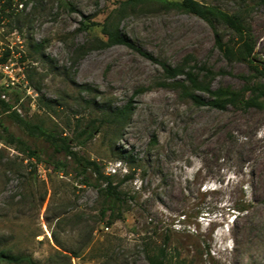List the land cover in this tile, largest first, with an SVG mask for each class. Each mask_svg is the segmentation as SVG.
<instances>
[{
	"label": "rangeland",
	"instance_id": "rangeland-1",
	"mask_svg": "<svg viewBox=\"0 0 264 264\" xmlns=\"http://www.w3.org/2000/svg\"><path fill=\"white\" fill-rule=\"evenodd\" d=\"M27 1L0 2V56L11 51L15 83L6 89L12 80L0 72V96L4 92L6 99L0 98L25 120L70 137L79 154L122 179L128 167L116 159L107 137L98 134L84 146L76 143L75 123L88 119L89 111L75 103L76 92L64 77L31 62L27 44L44 42L59 68H69L77 47L104 39V20L126 0ZM197 1L228 12L240 2ZM87 21L95 25L82 30ZM249 22L255 45L252 65L228 61L215 47L207 23L184 12L128 10L120 28L160 61L175 66L190 56V66L197 65L201 76L206 70L212 73L213 89L238 92L251 82L264 83V5L251 12ZM219 29L225 41L231 38L224 26ZM72 77L98 88L114 106L133 101L130 120L115 145L132 152L137 165L134 178L122 186L128 194L122 206L126 210L109 224L101 217L103 200L97 189L77 176L75 165L1 113L7 132L38 157L0 139V248L30 255L41 264H150L147 254L167 239L170 264H264L263 108L196 106L180 89L160 86L165 78L159 64L122 45L90 52ZM41 95L60 102L55 113L39 108ZM3 130L0 135L6 137ZM55 161L67 166L58 167Z\"/></svg>",
	"mask_w": 264,
	"mask_h": 264
},
{
	"label": "trees",
	"instance_id": "trees-1",
	"mask_svg": "<svg viewBox=\"0 0 264 264\" xmlns=\"http://www.w3.org/2000/svg\"><path fill=\"white\" fill-rule=\"evenodd\" d=\"M3 0H0L2 2ZM13 0H7V3ZM23 2L24 0H20ZM237 9L228 12L216 6L206 5L197 0H126L120 3L117 9H114L104 20L101 26V33L104 39L96 38L77 47L71 55V65L69 68H59L55 59L45 52V43L31 40L27 47L29 57L32 63L47 67V72L57 73L65 78L76 92L74 101L79 106L89 111L88 119H77L74 129V140L80 146L86 145L92 141L98 134H103L108 138L111 150L116 159L123 161L128 167L127 173L122 179L117 180L115 175L106 174L104 167L98 161L86 158L75 150L71 145V138L66 135L57 134L41 124L32 123L25 120L13 109L10 102L0 98V114L8 113V118L15 124L23 127L29 136L42 139L55 154H61L65 160H69L75 165L77 176L83 177L89 185L97 189L99 197L103 200L101 217L108 218L109 224L122 218L123 205L127 203L128 194L122 190V186L134 178L136 160L132 152L115 147L116 142L122 138V130L129 122L133 112L132 99L122 107L114 106L98 88L89 84H79L73 80L72 71L79 61L87 54L96 50H103L109 47L122 45L136 52L143 58L160 65L163 71L165 81L159 83L162 87L180 89L185 98L190 99L196 106H208L218 110H224L229 105L234 108L247 110L249 108L264 109V83L251 82L245 85L240 91L232 92L224 89H213L211 85L212 73L206 70L205 76H201L196 71L197 65L190 66L192 57H186L183 62L175 66L160 61L149 52L136 45L120 28L128 10L132 12H142L148 8H158L160 10H176L194 15L203 20L213 32L214 45L228 61H242L252 65V56L254 53V40L251 32L249 17L251 12L264 5V0H239ZM27 0L25 3L27 4ZM63 3V1L61 0ZM67 6V3H64ZM95 23L87 21L81 24V29L86 30ZM219 26H224L231 33V38L224 40ZM11 56V51L7 50L0 56V65L7 62ZM26 59V54H25ZM29 81H32L30 74L27 75ZM180 77L184 79L179 80ZM174 80L168 83L167 80ZM35 90L40 93L41 89ZM196 92L207 93L212 96L210 100H205ZM19 96L15 95V102L18 103ZM38 106L47 112L55 113L60 102L56 99H49L44 95L38 96ZM0 128L7 132L0 120ZM0 139L11 145H17L19 151L28 154L30 157H38L37 152L32 149L21 138L8 133ZM153 142H155L153 140ZM54 165L65 168L67 163L55 161ZM108 215V216H107ZM167 242V239H166ZM166 242L156 248L155 253H148L147 259L150 264H170L166 251ZM0 264H41L32 256L26 254L14 253L11 249L0 248Z\"/></svg>",
	"mask_w": 264,
	"mask_h": 264
},
{
	"label": "built area",
	"instance_id": "built-area-1",
	"mask_svg": "<svg viewBox=\"0 0 264 264\" xmlns=\"http://www.w3.org/2000/svg\"><path fill=\"white\" fill-rule=\"evenodd\" d=\"M12 55V53H11ZM11 57V56H10ZM10 60L11 58L8 59L7 62L3 63L0 65V72L2 73V75H5L7 76L8 78H10L12 81L11 82H7L5 83V88L6 89H9L11 88V86H15V83H14V77L11 75L12 73V70H11V66H10ZM25 78V77H24ZM24 81V80H23ZM2 99H6V95L5 93L3 92L2 95L0 96Z\"/></svg>",
	"mask_w": 264,
	"mask_h": 264
}]
</instances>
